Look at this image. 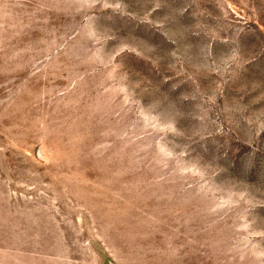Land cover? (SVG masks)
Returning a JSON list of instances; mask_svg holds the SVG:
<instances>
[{
    "label": "rangeland",
    "instance_id": "1",
    "mask_svg": "<svg viewBox=\"0 0 264 264\" xmlns=\"http://www.w3.org/2000/svg\"><path fill=\"white\" fill-rule=\"evenodd\" d=\"M0 264H264V0H0Z\"/></svg>",
    "mask_w": 264,
    "mask_h": 264
}]
</instances>
